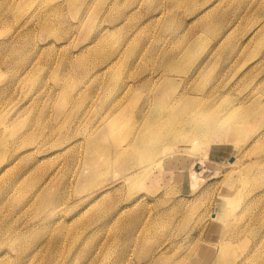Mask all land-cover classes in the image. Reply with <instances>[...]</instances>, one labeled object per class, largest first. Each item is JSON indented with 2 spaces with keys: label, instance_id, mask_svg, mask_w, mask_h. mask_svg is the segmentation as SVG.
I'll return each instance as SVG.
<instances>
[{
  "label": "rangeland",
  "instance_id": "rangeland-1",
  "mask_svg": "<svg viewBox=\"0 0 264 264\" xmlns=\"http://www.w3.org/2000/svg\"><path fill=\"white\" fill-rule=\"evenodd\" d=\"M0 264H264V0H0Z\"/></svg>",
  "mask_w": 264,
  "mask_h": 264
},
{
  "label": "bare ground",
  "instance_id": "bare-ground-1",
  "mask_svg": "<svg viewBox=\"0 0 264 264\" xmlns=\"http://www.w3.org/2000/svg\"><path fill=\"white\" fill-rule=\"evenodd\" d=\"M145 125H147V122L144 123ZM143 128L142 125L139 126V130H141Z\"/></svg>",
  "mask_w": 264,
  "mask_h": 264
}]
</instances>
